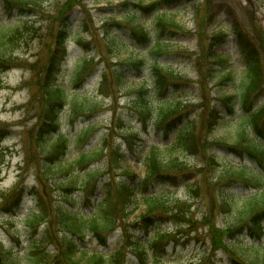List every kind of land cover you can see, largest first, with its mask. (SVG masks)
Listing matches in <instances>:
<instances>
[{
    "label": "rangeland",
    "instance_id": "1",
    "mask_svg": "<svg viewBox=\"0 0 264 264\" xmlns=\"http://www.w3.org/2000/svg\"><path fill=\"white\" fill-rule=\"evenodd\" d=\"M67 1L4 20L21 36L19 61L0 65V264L13 255L19 264H69L60 208L77 220L116 218L114 231L76 244L107 264H264V114L258 127L252 120L264 106V0ZM64 29L66 55L50 78L63 100L53 104L42 70ZM255 59L260 100L245 107ZM175 105L158 124L160 108ZM189 126L195 139L174 147ZM154 147L176 164L147 176ZM83 154L90 160L78 166ZM128 184L136 197L126 218ZM149 196L164 208L146 213Z\"/></svg>",
    "mask_w": 264,
    "mask_h": 264
},
{
    "label": "trees",
    "instance_id": "2",
    "mask_svg": "<svg viewBox=\"0 0 264 264\" xmlns=\"http://www.w3.org/2000/svg\"><path fill=\"white\" fill-rule=\"evenodd\" d=\"M44 2L46 0H0V13H4L6 17H12L15 13L20 14L23 16L30 17L38 11H41L42 8H44ZM67 2H72V0H68ZM71 11H65L60 10L58 13V20L59 22L63 23V27L65 24L69 22L71 16L69 15ZM67 32V29H64L60 33L56 35V37H53L51 44H48V48L50 49L49 52V67L46 68L43 71V75H46V84L42 85L44 86V91L46 92L45 95L53 99V104L57 103V100H63V94L61 91H53L52 86L50 85V78H54V75L58 72L60 65L62 63L65 48L62 46L64 42V37ZM20 36L21 31L14 29L11 25L6 24H0V65L6 66L10 65L13 66L19 61V55H18V49L20 46ZM55 46V47H54ZM243 51V54L248 56L249 53L246 51V47L241 44L240 45ZM253 53L250 54L251 58ZM256 61L249 60L247 62V82L243 88L242 98L246 99V97L249 94H252L254 90L257 89V87L260 85V68L258 64V60ZM56 102V103H55ZM180 108V105L173 106L170 108L161 107L160 113H159V124H162L165 122V120L168 119V117L175 115L176 108ZM215 116L212 114L210 116V120L208 121L209 127L213 126V123L215 121ZM257 117L253 118L254 124L257 122ZM55 123V121H53ZM195 139V132L194 129L191 128V126L187 127L180 133L177 144L174 147H178V149H185V147L188 146V142H192ZM44 150L46 148L47 139H44ZM177 151V150H174ZM162 151L158 148H154L147 158L146 167H147V175H153L156 174V171H159V169H170L173 167L175 161H172L170 164L166 163L165 160L161 156ZM90 158L87 155H83L81 160L79 159L75 164H78V166L81 164V162H89ZM165 162V163H164ZM55 170H60L59 167H55ZM49 171H52V167L49 168ZM92 174V173H91ZM89 174V179H91L92 175ZM69 182H71V185H76L78 183V178L70 176ZM127 193H130L131 197V203L125 206V211L128 212L126 215V218L130 217V214L132 212L134 207V198H135V189L134 186H130L129 184L124 186ZM123 193V191H122ZM18 196L15 200L17 203ZM258 204H256L257 207ZM264 205V200L261 202L260 206ZM164 203L160 201L159 198L151 197L146 200V213H152L157 210H161L164 208ZM255 206V205H254ZM254 207V209H256ZM259 207V206H258ZM252 206L249 207L248 213L251 212V210H254ZM60 214H61V221L63 222V226L66 229V234L64 237V246L62 248V253L64 258L69 264H107V261H105L107 258L105 256H102L98 253H92L91 255H88L87 252L84 250H80L76 252L77 250V242L75 241L76 238L83 239L86 235V233H90L92 231H96L97 233H104L106 231H114L116 227L117 220L113 216L111 218L106 215V211H100L99 216L96 218H91L86 220H81L76 217H74V214L69 211L68 209L64 210L63 208H60ZM32 220L36 222V226L43 223L42 217L36 215L33 216ZM73 237V238H72ZM163 237V236H162ZM34 245V244H32ZM81 253V256H78V253ZM84 252V253H83ZM83 253V254H82ZM86 253V254H85ZM44 257H49L48 253L42 254ZM77 257V258H76ZM7 264H19L18 258L13 257V259H9ZM28 264H40L39 261H34L32 263Z\"/></svg>",
    "mask_w": 264,
    "mask_h": 264
}]
</instances>
